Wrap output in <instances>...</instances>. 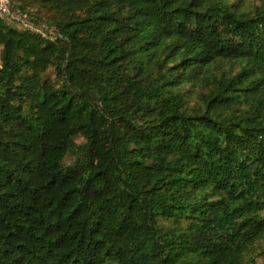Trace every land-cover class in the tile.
I'll list each match as a JSON object with an SVG mask.
<instances>
[{"label":"trees","instance_id":"obj_1","mask_svg":"<svg viewBox=\"0 0 264 264\" xmlns=\"http://www.w3.org/2000/svg\"><path fill=\"white\" fill-rule=\"evenodd\" d=\"M0 264H264V0H11Z\"/></svg>","mask_w":264,"mask_h":264},{"label":"built area","instance_id":"obj_2","mask_svg":"<svg viewBox=\"0 0 264 264\" xmlns=\"http://www.w3.org/2000/svg\"><path fill=\"white\" fill-rule=\"evenodd\" d=\"M0 16L5 17L8 20L9 19L10 20H19L20 19V20L24 21L23 25H25L27 28L39 31V29L36 26L29 24L25 18H23L22 16H20L18 13L14 12L11 9V0H0Z\"/></svg>","mask_w":264,"mask_h":264},{"label":"rangeland","instance_id":"obj_3","mask_svg":"<svg viewBox=\"0 0 264 264\" xmlns=\"http://www.w3.org/2000/svg\"><path fill=\"white\" fill-rule=\"evenodd\" d=\"M8 21L11 22V23H13V24H15V25H18V26H23V24H24L23 23L24 21H22L20 19L19 20H10L9 19Z\"/></svg>","mask_w":264,"mask_h":264}]
</instances>
